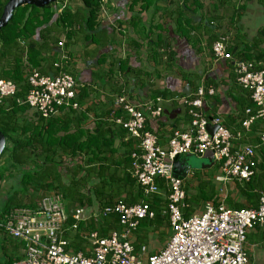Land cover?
Listing matches in <instances>:
<instances>
[{
	"label": "crops",
	"instance_id": "0c3cea01",
	"mask_svg": "<svg viewBox=\"0 0 264 264\" xmlns=\"http://www.w3.org/2000/svg\"><path fill=\"white\" fill-rule=\"evenodd\" d=\"M152 1L103 0L99 16V31H103L101 32L102 43L96 45L90 40L87 41L83 35L77 34L72 39L73 43L68 46L67 37L62 33L59 36V41L62 44L60 46L57 44L54 47L56 59L52 60L53 64L52 66L50 65L49 69L47 64H45L44 70L40 72L38 69L30 67L26 59H24L22 64L25 65V69L22 70V75L25 81H27L26 73L28 70H36L45 75L56 74L59 69L54 64L59 63L61 70L73 75L79 83L76 95L78 107L75 109L61 107L55 116L50 117L51 121L65 124L71 121L70 132L73 133L77 129H81L91 134L97 121L104 120L112 123L113 117L121 115V111H116L115 109L114 99L116 96L124 94L135 104L140 105L149 124V130L157 136L158 144L163 148H167L168 140L174 130L188 131L191 128V116L188 113V106L184 104V99L195 97L197 88L203 86L205 88L213 87L215 92L213 95H205L199 111L208 118L220 116L229 129H236L241 112L238 99L243 96L235 80H233V77L231 78V75H233V63L237 57L231 55L232 59L230 60H217L212 52V44L223 37L226 47L235 45L243 48L252 46L256 44L254 43L256 40H259V47L264 49V36L259 35V31L264 28V0H245V8L239 11L235 9L239 8L236 3L240 0H230L228 2L233 3V5L218 7L217 11L212 13H207V8L215 5L216 0H203L204 7L201 11L197 9L194 12L185 11L180 18L177 17L183 20L182 27L184 26L186 35L180 33L177 18L175 19L176 14H178L176 12V3H180L181 0L158 1L156 6L161 10L158 11L157 16L168 17L170 15V17H165L167 22L164 25V29L159 25H154L151 34L147 28L150 25L153 10ZM57 4L61 9V5H68V1L67 3L57 2ZM80 6L81 4L71 7L80 8ZM237 12H239L238 15H236ZM133 15L141 18L140 22L136 21L134 23V26L130 23ZM213 15H217L218 18L212 20L210 17ZM208 19H211L210 26H203V24L205 25L209 22ZM159 34L162 35L164 41L157 48L156 43ZM35 37L38 38V33H36ZM18 44L19 47L25 50L26 41L19 40ZM169 53L172 56L171 60H168ZM14 59L15 56L13 54L3 59V61L0 59V79L9 78L10 69L15 66ZM100 59L105 61L98 64ZM119 60L126 61L127 64L123 74L117 68ZM110 62L113 63L111 73L108 71ZM2 70H5V74ZM111 76L113 77L112 80L109 79ZM84 88H86L87 96L83 102H80V91ZM120 89H122V93H119ZM12 97L5 98L6 101L2 107L4 112L10 113L14 118L8 125L9 129H11L9 131L10 137L16 141H27L29 138L27 136L31 133L30 129L35 125H40L42 121L45 124L49 118L41 119L38 113L26 104L25 98L24 100L17 99L18 104H12ZM157 106L162 108L161 113L153 119L150 116V110ZM104 113H107V115L104 116ZM102 116L104 117L102 118ZM0 124L2 125L1 119ZM251 128L255 129L254 136H257L258 132L264 129V125L261 121H258ZM22 130H25V135L21 132ZM63 133L61 131L59 135ZM89 138L90 135H78L79 141H87ZM127 139L134 141L124 129L122 133L118 132L112 138L114 150L112 153L108 147H103L102 153L106 161L101 166L104 168V173L105 175L113 171L116 173L113 180L114 183L109 188L106 187V195L104 197L109 195L111 191H117L118 194L114 196V199H119L125 197L127 191H129L128 182L129 179H133L131 175L132 160L130 159V165L122 164L123 160H125V142ZM5 147L7 150L0 155V166L6 164L9 152L12 149V143L6 137ZM134 149H136L135 145ZM209 155L211 154L207 153L201 158L208 163L206 157ZM89 157H92V155H88L85 152H76L73 157L64 156V160L69 162H64L68 166H63L64 164H62V167L57 168L62 173L61 180H49V183H52V187L47 190L51 191L45 193L59 192L62 180L70 181L72 176L82 177L87 180L83 191L92 200V204L80 206L86 209L85 219L78 223L72 222L69 226L66 225L65 221L62 232L67 245L70 247V243L74 240L75 243L72 247L78 249V251H75L70 247L69 249L67 248L68 251L82 252L84 254L90 253V241L87 233L96 230L91 229L92 224L94 223L95 227L99 228L98 225L106 220L104 219L105 217H99L97 220L92 218L95 213L99 212L96 199L93 196V190L95 184L99 181L100 172L96 170V167L100 164L86 162ZM70 160L72 161L70 162ZM76 160L80 161L83 170L78 171L76 169V165L74 166ZM210 167L204 166L205 169ZM85 172L87 177H85ZM18 178V175L14 173L10 176L7 175L6 178L0 180V190L8 193H18L20 189ZM184 180L183 186L185 185ZM197 182L193 181V184H197ZM228 184L229 188H231L233 181ZM40 191L36 195L35 201L41 195H44L42 190ZM160 191L161 193L157 195L151 205L153 217L140 220L129 237L134 248V255L144 262L149 255L163 248L170 237L168 217L163 213L166 202L163 184H161ZM2 200L0 208L5 205L7 195ZM64 204L66 206L69 205L71 208L70 215L73 219L72 213L79 206L71 205L70 200L67 198L64 199ZM73 223L76 224V228H72ZM119 229L121 227L118 224V220L115 219L113 226H108V228L101 227V233H105L102 237H106L111 231ZM97 231L100 235V230L97 229ZM259 235L264 246L261 228L254 227L246 235L244 247L252 264H264V249L257 246L259 245V242H257L259 241ZM22 244L19 242L18 245L19 256L21 255Z\"/></svg>",
	"mask_w": 264,
	"mask_h": 264
},
{
	"label": "built area",
	"instance_id": "2783aa9c",
	"mask_svg": "<svg viewBox=\"0 0 264 264\" xmlns=\"http://www.w3.org/2000/svg\"><path fill=\"white\" fill-rule=\"evenodd\" d=\"M212 52L217 60L231 59L223 37L212 44ZM54 66L59 69L56 74L45 75L36 70L26 73L29 90L25 102L45 119L55 116L61 107H78V81L62 71L59 63ZM233 73L236 81L249 92L255 107L245 109L240 129L232 133L220 116L208 118L199 111L205 95L215 92L213 87L200 86L195 97L184 99L191 128L174 130L167 148L161 147L157 136L146 129L147 119L140 105L124 94L114 99L115 109L121 115L113 121L135 142L136 151L131 155L133 179L149 198L161 193L159 182L165 188L163 213L168 217L170 237L163 248L149 255L145 262L134 255L129 237L140 220L153 217V211L145 201L131 205L117 201L92 218L97 220L115 213L121 229L111 231L106 237L100 236L97 230L88 232L89 254L68 251L62 236L67 217L64 198L61 192L54 191L41 195L35 208L13 209L0 220L1 235L23 243L21 257L13 264H252L244 245L247 232L254 227L261 228L264 237V192L260 193L256 208H228L222 198L217 204L206 201L199 212L185 217L182 212L186 206L185 178L178 179L172 174L176 157L186 154L201 157L207 153L212 155L213 164L218 165L219 173L215 176L218 182L248 180L257 171L255 147L264 145V129L258 132L257 145L241 139L256 120L264 125V68L256 70L253 61L235 60ZM15 92L16 86L11 80L0 79V103ZM161 109L157 106L150 110L151 118L158 117ZM209 125L217 126L212 134L208 131ZM85 213V208H75L74 223L85 219Z\"/></svg>",
	"mask_w": 264,
	"mask_h": 264
},
{
	"label": "trees",
	"instance_id": "16d2710c",
	"mask_svg": "<svg viewBox=\"0 0 264 264\" xmlns=\"http://www.w3.org/2000/svg\"><path fill=\"white\" fill-rule=\"evenodd\" d=\"M7 1L8 0H0V14ZM66 1L67 0H58L57 2L64 3ZM80 1L82 4L81 8H72L68 4L65 5L64 8L59 12L55 9L57 8V2L51 3L44 7L23 4L14 10L10 21L0 29V59L3 61V59L12 56V54L15 56V66L10 69L8 76L10 80H13L11 81L16 86V92L12 97V104H18L16 101L17 99L24 100L29 90V84L27 81L23 80L22 75V70L25 69V65L22 64L24 63V59H26L30 67L38 69L40 72L44 70L43 68L45 64H47L49 69L50 65L52 66L53 64L52 60L56 59L54 47L58 44L59 36L62 33H64L67 37L69 43L68 46L73 43L72 39L75 38L77 34L83 35L87 41L90 40L96 45H99V43L103 42L101 40V32L103 31H99V16L102 9L103 0ZM158 1L159 0H153L151 2L153 3L152 7L154 11L152 10L150 25L147 28L151 34L154 25H159L162 29H164V25L167 22L165 17H170V15H168V17L157 16L158 11L161 10L156 6ZM228 1L230 0H216L215 5L207 8V13L217 11L218 7H223L225 5L230 6V4L233 5V3H229ZM245 2V0L238 1L236 4L239 8L235 10H243L245 8ZM176 7V12L179 14V16L176 14L175 19L177 17L180 18L185 11L194 12L196 9L201 11L204 7V4L203 0H181L180 3H176ZM238 14L239 12L236 13V15ZM179 18H177L178 30L181 34L186 35L184 26L182 27L183 20ZM210 18L215 20L218 18V16L213 15ZM140 20L141 18L139 16L133 15L130 19V23L134 26V23L136 21L140 22ZM210 20L207 22V24H203V26H210ZM36 33H38V38L35 37ZM259 35L264 36V28L259 31ZM19 40L26 41L25 50L24 48L19 47ZM163 41L162 35L159 34L156 47L159 48ZM254 43L256 44H253L252 46H245L243 48H239V46L235 45H229L226 47V50L230 55L237 57L236 60L243 59L253 61L256 70L264 68V49L259 47V40H256ZM171 57L172 56L169 53L168 60H171ZM104 61L105 60L100 59L98 60V64H101ZM126 67V61L119 60L117 66L119 72L123 74ZM112 68L113 63L110 62V67L108 70L110 73L112 72ZM2 72L5 74V70H2ZM232 77L233 80H235L237 87L243 94L242 98L238 99L241 111L238 125L236 129H229L233 133L235 130L240 129V123L245 117V109L251 107L252 110H254L255 107L250 99L249 92L236 81L234 73L231 75V78ZM9 78L6 79L9 80ZM109 79L112 80L113 77L111 76ZM85 90L86 88L81 89L80 91V102H83L87 96V92ZM119 93H122V89H120ZM126 94H128V92ZM5 101L6 99L0 103V119L2 120V125L0 124V131L7 139H10L12 143V149L9 152V157L6 164L0 166V180L6 178L7 175L10 176L12 173L17 174L19 177L18 181L20 189L18 193H8L5 205L0 208V220L5 214H8L13 209L35 208L37 204L35 199L37 198L36 195L38 192L42 190V194H45L46 192L51 191L47 190L51 189L50 187H52V183H49V180H61L62 173L59 172L57 168L62 167L64 162H69L65 161L63 157L68 155L73 157L74 153L76 152H85L88 155L91 154L92 157L87 158L86 162L100 164L96 167V170H99L100 172L98 176L99 181L97 184H95L93 190V196L96 199L98 211H101L106 206L114 205V203L117 201L124 202L127 205L145 201L150 204V208L153 210L151 205L153 204L157 195L152 196V198L144 196L141 187L136 183V181H134L135 179H129V191H127L125 197L114 199V196L118 194L117 191H111L109 195L104 197L106 195V187L109 188V186L114 183L113 180L115 179L116 173L113 171L112 173L105 175L104 168L101 166V164L106 161L102 153L104 149L103 147H108L112 153L114 151L112 138L118 132L122 133V131H124L122 127L121 129L119 128V125L117 126L114 124V117L112 118V123L106 122L104 120L97 121L91 134L81 129H77L76 132L72 133L70 132L71 121L65 124L59 123L58 121H51L49 118L45 124L42 121L40 122V125H35L32 129H30L31 133L28 134L27 137L29 138L27 141H16L15 139L12 140L10 137L9 131L11 129L8 127L9 123L12 122L14 118L10 113L4 112L2 109ZM106 115L107 113H104V116ZM104 116H102V118ZM39 117L41 119H45L40 115ZM258 121L259 120H256L253 125H255V123ZM146 129H150L147 121ZM61 131L64 133L59 135ZM254 131L255 129L251 128L250 132L243 135L241 141L257 145V143H259L258 134L257 136H254ZM21 132L24 134L25 130H22ZM79 134L88 136L90 135V138L87 139V141H79ZM254 138L256 139L255 141ZM134 145V141L132 142V140L127 139L125 142V160H123L124 162L122 164L130 165L129 163L132 160V158H130L131 153L136 151V149H134ZM6 150L7 148L5 147L2 153ZM255 151L257 171L248 180L233 181V192L227 193L222 200L228 208H256L258 205L259 195L261 192H264V145H257L255 147ZM41 154H43V157ZM71 161L72 160H70V162ZM66 163L63 166H68ZM75 163L76 164H74V166L76 165V169L78 171L83 170L79 160H76ZM86 174L87 173L85 172V177H87ZM135 183L137 186H135ZM86 184V179L78 176H72L70 181L62 180L60 183L59 192L62 193L64 199L67 198L70 200L71 205H76L79 207L87 204L91 205L92 200H90L89 196L85 193V191H83ZM161 184L162 183L159 182L160 187ZM197 185L198 189L194 196H190V194L186 192V202L189 203V201H192V203L191 205L188 204V207H183L182 212L185 217H188L193 212H196L195 207L198 206L203 200L211 201L215 204L221 200V197L218 195V191L214 190L213 188H206L208 185L204 180H198ZM65 208L66 214H68V217H66L65 221L66 225L69 226L72 222H74V219L71 218V208L69 205H65ZM104 219L106 220L102 224L98 225L99 228L95 227L94 223L91 227V229L100 230V236L105 235V233H101V227L104 226L108 228V226H113L115 224V219L118 220V217L115 213H110ZM1 234L2 231H0V264H13L15 260L21 257V255H18L19 242ZM74 243L75 241L73 240L70 243V247H72ZM70 247L67 245L66 248L69 249ZM73 249L78 251V249Z\"/></svg>",
	"mask_w": 264,
	"mask_h": 264
},
{
	"label": "rangeland",
	"instance_id": "374dc122",
	"mask_svg": "<svg viewBox=\"0 0 264 264\" xmlns=\"http://www.w3.org/2000/svg\"><path fill=\"white\" fill-rule=\"evenodd\" d=\"M68 1V4L71 5V6H75V5H78V4H81V1L80 0H67ZM66 1V3H67ZM174 3V2H172ZM57 5V8H55L58 12L64 8V4L61 5V9L58 7V4ZM82 6V4H81ZM80 6V8H81ZM5 153V152H4ZM3 153V154H4ZM191 159V164H192V167L190 168V173H189V176H187L184 180V189H185V192L189 193L190 196H194V194H196L197 192V189H198V185L197 184H193V181H198V180H204L206 183H207V189H211L213 188L214 190L218 191V195L219 197L224 198L226 196L227 193L229 192H233V187L230 189L229 188V182H226L225 184L222 183V182H218L216 179H215V176L217 173H219V168H218V165L217 163L213 164L210 168L208 169H205L204 167H201V164H207V162L201 158V157H198V156H191L190 157ZM233 186V185H232ZM187 187V189H186ZM236 192V191H235ZM5 195H8V192L6 191H3V190H0V204H1V201L3 199V197ZM186 202V199L184 200V203ZM204 202L206 201H202L198 206H196V210L195 211H200ZM192 201H189V203H185V205L188 207V204L191 205ZM193 212V211H192ZM191 212V213H192ZM170 234V233H169ZM259 245L257 246H260L261 249H264L262 247H264L262 245V242H261V236L259 235ZM256 242V241H254Z\"/></svg>",
	"mask_w": 264,
	"mask_h": 264
},
{
	"label": "water",
	"instance_id": "95a60500",
	"mask_svg": "<svg viewBox=\"0 0 264 264\" xmlns=\"http://www.w3.org/2000/svg\"><path fill=\"white\" fill-rule=\"evenodd\" d=\"M58 0H8L0 14V29L4 27L11 19L14 10L23 5V4H29L34 5L36 7H44L51 3L57 2ZM217 126H208V131L212 134ZM5 147V137L3 133L0 131V155ZM194 155H183L176 157L172 163V174L174 177L178 179H184L186 178L188 172L190 171V168L192 167L191 159L190 157ZM208 160L207 164H201V167L207 166L210 167L213 165V159L212 155H209L206 157Z\"/></svg>",
	"mask_w": 264,
	"mask_h": 264
}]
</instances>
